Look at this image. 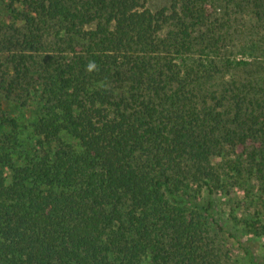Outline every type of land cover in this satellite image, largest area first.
I'll use <instances>...</instances> for the list:
<instances>
[{
    "label": "trees",
    "instance_id": "1",
    "mask_svg": "<svg viewBox=\"0 0 264 264\" xmlns=\"http://www.w3.org/2000/svg\"><path fill=\"white\" fill-rule=\"evenodd\" d=\"M220 192L264 230V0H0V264H232Z\"/></svg>",
    "mask_w": 264,
    "mask_h": 264
},
{
    "label": "rangeland",
    "instance_id": "2",
    "mask_svg": "<svg viewBox=\"0 0 264 264\" xmlns=\"http://www.w3.org/2000/svg\"><path fill=\"white\" fill-rule=\"evenodd\" d=\"M169 0H148V6L152 9H158L168 5ZM241 58V55H239ZM214 216L228 232L227 247L233 242L232 264H264V230L259 233L248 232L239 225V217L245 213L255 214V204L244 203L242 196L237 199H230L226 194L218 193L214 199ZM236 219V220H235ZM260 220L264 225V211L259 217L254 216V220ZM234 235L235 239L229 236ZM221 239V238H220ZM221 242H225L221 240ZM246 251L252 253L249 258ZM247 254V255H246Z\"/></svg>",
    "mask_w": 264,
    "mask_h": 264
}]
</instances>
